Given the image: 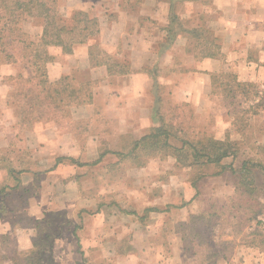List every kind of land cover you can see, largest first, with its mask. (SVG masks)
<instances>
[{
	"label": "crops",
	"instance_id": "obj_1",
	"mask_svg": "<svg viewBox=\"0 0 264 264\" xmlns=\"http://www.w3.org/2000/svg\"><path fill=\"white\" fill-rule=\"evenodd\" d=\"M85 10L90 18L98 21L99 33L91 36L87 43L75 45L71 54H66L60 48H51L52 55L57 51L56 54L61 57L56 59L54 55L55 60L47 66L51 81L76 77V88L82 83H93V101L89 107L92 106L97 112L72 115L74 120L87 121L82 131L84 143L76 147L70 143V139L75 137L73 134H62L65 142L58 144L62 149L56 150L61 154L76 153L74 157L66 155L76 161H90L93 158V165L98 169L106 168L115 162L114 159L117 160L114 164L119 162L121 157L117 154L130 153L135 142L150 135L159 126L155 112L161 104L159 96L165 101L166 96L162 92L168 95L166 101L170 106L179 108L188 105L194 107L197 113L204 108L208 116L214 107V100H219L218 96L212 94L213 75L233 73L241 82L264 81V0H86ZM173 13L188 30L204 28L206 34L213 36L214 27L220 28V54L216 57L202 55L197 40L189 34H178L171 41L169 27ZM216 36L209 38L210 46L214 39L219 40ZM93 47H99L101 51L100 57L97 54L95 57L106 63L95 64V57L92 61L90 51ZM180 66H185V70L179 69ZM16 67L14 64L2 65L0 77L18 75ZM260 86L264 88V85ZM13 101L11 88L0 85V155L10 154L0 157V240L4 235H12L14 214L23 213L39 220L49 207L46 202L49 201L47 188L39 189L36 177V137L41 134L35 131L30 130L24 135V141L29 142L26 148L33 154L26 165L30 171L25 174L28 178L18 173L21 169L17 167L15 158L22 152L25 143L21 142L22 131L18 130L20 118ZM43 134L48 135L49 131L46 129ZM17 138L19 140L15 142ZM33 138L34 144L30 142ZM45 144L41 152L54 154L52 142L47 140ZM260 144L258 142L257 146L263 148L264 145ZM102 154L106 155L96 163ZM229 159L236 161L234 158L225 159L221 164L228 167L226 170L220 169L221 173L203 178L195 187L191 181L179 176L174 191L171 189L168 194H172L173 200L178 196L184 204L172 212L162 208L171 202V197L162 200L160 196L157 198L139 192L145 194L139 197L132 195L131 198L134 199L132 204L137 201L141 209L124 213L113 206L101 207L96 213H91L92 209H89L85 212L87 214H79L84 222L83 228L76 232L75 229L72 232L63 231L62 238L54 245V251L61 249L69 236L75 239L70 242L72 250L81 248L84 251L85 248L100 249L104 246L112 251L115 248L113 245L118 243L116 240H122L123 235L129 234L131 252L123 257L109 252L113 256L102 264H189V255L174 227L168 244L160 242L167 230L165 221L176 218L186 222L191 215L198 214L196 209L202 207L203 200L199 197L204 186L210 189V199L231 195L233 190L226 178ZM170 160L168 162L172 167L181 169L176 159L173 162ZM168 162L149 159L144 166L133 170L141 171L137 176L142 175L143 178L147 174L145 170L157 167L163 171L170 166ZM233 168H237L236 165ZM142 178H139V184ZM158 182L163 185L161 178H158ZM208 182L210 184L206 186ZM153 207H160V210L146 212ZM115 215L118 220L114 222L117 219ZM102 220L114 222L113 233L105 235L103 239ZM96 221L98 224L95 226ZM91 222H94L93 226L89 225ZM103 233L106 234L105 228ZM90 234H93L92 241ZM231 247L220 254L216 264H264V244L254 241L241 243L238 240V244ZM165 251L171 252L165 255ZM3 264L14 263L8 259Z\"/></svg>",
	"mask_w": 264,
	"mask_h": 264
},
{
	"label": "rangeland",
	"instance_id": "obj_2",
	"mask_svg": "<svg viewBox=\"0 0 264 264\" xmlns=\"http://www.w3.org/2000/svg\"><path fill=\"white\" fill-rule=\"evenodd\" d=\"M56 6L64 22L69 24L72 23L70 20L73 18L75 12L89 14V12L85 10L86 0H57ZM21 28L26 36L33 40H38L43 31L41 21L32 18H27L22 21ZM214 28L215 34L213 36L218 35L216 37L219 38L215 43L220 45L222 30L220 28ZM197 30H202L204 35L210 37V39L213 37L206 34L204 28H199ZM20 51L21 50H17V52ZM56 52L57 51H55V54L53 52V54L56 56V59H59L61 55L56 54ZM20 54L22 55V53ZM20 54L17 57L19 62L12 63L17 66L16 68L18 69L19 74L16 76L0 77V85H6L11 88L13 100L17 97L22 101H25L27 97L17 94H25L26 90L29 88L36 91H39L41 88L35 87V85H21L24 83L20 82L21 84H19L18 81L9 78H16L22 74L28 76V71L25 69L24 61H21L22 57H20ZM181 68L182 70H185L186 67L180 66L179 69ZM252 83V86L248 87V92L245 93L247 95L240 92L238 98L235 99L237 106L239 105L238 107L236 106V110L230 104L232 98L224 101L221 97H218L219 100H214V107L208 116L204 108L203 111L197 113L194 107L191 108L188 105L179 108L176 107L178 108V113H175L178 117L176 122L182 123L184 129L187 130V138H196L194 135H197L199 138H202L205 135H210L215 136L217 139H228L233 141L236 144L239 154L236 157V161L229 159L230 167L233 168V165H236L237 168H234L235 171H240L242 163L248 161L250 167L252 166L251 168H253L252 175L250 176L253 184H246L245 181H243L244 184H242L241 175L233 173L232 170L229 169V174H227L226 178L229 181L233 193L224 198L210 199L211 194L209 187H202L203 190L199 197L203 200L202 207L201 209H196L198 214H193L190 217H200L212 206L217 207L218 212L220 213L210 219L196 221V229L204 233V238L194 237L193 234H190V228L194 225L186 226L189 224L187 223L188 220L186 222H180L176 218H170L169 221H165L167 230L160 238L161 243L168 244V237L173 236V227L175 228L178 237L181 238L183 233L187 230V240L186 243L182 241V246L184 247L186 245L190 248V251L187 252L191 260V262L189 261V264L212 263L209 258L205 260L208 247L213 252H217V257L214 259L216 262V259L220 257V254H222L225 249L229 247L232 248L231 246L238 244V240H240L241 243L252 241L261 243L262 241L261 237L258 236L256 238L253 233L259 231L262 235L264 234V208L263 212L258 214L255 220L248 224L245 222V220L252 215L253 211L247 208L248 205L246 203L249 202L254 208L257 207V210L261 209V207L259 205L256 206V202L260 203V205H264V171L258 167H264V146L263 148L257 146L258 142L264 145V105H257L259 97H264V88L260 86L264 85V81ZM75 84L77 83L75 82ZM67 86L69 87L67 88ZM77 86L78 85H55V87L61 90V97L64 100V103L69 105V107H65L63 102L59 103V106H53L49 104L50 101L46 100L44 103L42 102L41 106L32 109V111L34 110L33 113L26 117V120L40 118L39 121H35V126L33 128H28V124L21 126L18 125V130L22 131L23 136L21 137V142L25 143V146L24 144L22 145V152L17 154L15 158L18 161L17 167L21 169L19 170L20 172H17L23 174V178L25 177V179L28 178L25 174L28 172L30 173L28 170L29 166L26 167V165H28L29 157L31 156L33 158V154L29 153L28 147L26 148V145H28L29 142L24 141L25 132L31 130L41 134L39 137H36L38 141V152L35 155L38 163V174H36V177L38 179L39 189H43L44 187L47 188V198L49 200L46 201L48 202L47 205H49V207L45 211L44 217H41L39 220L31 218L28 215L26 216L23 213L14 214L12 219V235L7 236L6 242H3L2 238L0 240V243H2L0 246L1 254L17 258V261L20 264L26 263L24 260L25 257L22 254L24 251L28 250V248L30 249L32 247L35 239L39 238V236H37L38 232L41 230L49 233L53 230L54 232V229L56 231L59 228V225L62 226V231L68 230L69 232H72L75 229L76 232V230L81 227L83 228L84 226V222L83 220H80L81 217L79 214H87L85 212L89 209H92L90 210L91 213L92 211L96 213L101 207L117 206L120 211L122 210L124 213H129V211L132 212L133 209L142 208L137 201H135V204H132L134 201V199L131 198L132 195L139 197L146 193L156 196L157 198L160 196L162 200L165 197H171V202L162 208L172 212L184 204V201L182 199L180 200L178 196L173 200L172 194H168L171 192V189L174 191V186H177L175 183H178V177L182 176V178L187 181H191L203 171L199 167L195 169H182V167L181 169L177 167L174 168L171 166V163L168 162L169 159L174 161V158L168 157L163 161H167L170 166H166V169L163 171L157 167L151 170H145V173L147 174H144L142 178V175L137 176L141 171L137 172L136 170H133L135 164L131 160H120L114 164L117 161L114 159L115 162L107 165L106 168L98 169L93 165V158L90 161H76L74 158H71L76 156V153H67L71 155L70 158L66 156L67 154L57 153V149H62V146L60 147L58 144L65 142L62 134H73L75 137L70 139V143L75 144L76 147H81L84 143L82 131L85 130L84 128L87 121L74 120L72 115L79 112H83L81 114L85 115L97 112L92 106L89 107V105L86 104H76L77 102L86 101L88 94L93 90V87L83 85L78 97H70V93L74 89L73 87ZM162 95L166 96V98L168 97L166 92H162ZM44 96V94L39 95L40 101L43 100ZM166 98H164L165 101L161 104V110L165 111L166 114L170 116L172 113L167 112H172V109L175 107L172 108L169 102L166 101ZM166 102H168V104ZM225 103L227 107L225 106ZM13 105L16 106L18 104L13 101ZM80 122H82V124ZM227 123L229 125H227ZM46 129L49 131L48 135L43 134ZM18 140L19 138H17L15 142ZM47 140L50 143L52 142L54 154H45L41 152V149L45 148V141ZM30 142L34 144V138L31 139ZM174 143L176 144L177 142L175 141ZM70 150H72V147H70ZM7 156H10V154L0 155V157ZM51 156L52 161H50ZM172 160L170 161L173 162ZM211 171H214V169ZM139 178L143 179L141 184H139ZM158 178H161L163 185H161V182H158ZM41 183L42 185H40ZM209 184V182L206 183V186ZM236 188L239 189H237V194L235 193ZM139 192L145 193L143 194ZM45 195L46 194L43 191V196ZM25 197V199H27L28 195ZM237 203H242L243 205L240 207ZM25 204L28 205L29 203ZM3 206L4 204H2V207ZM221 207H225L224 211L221 210ZM155 209L160 210V207ZM115 217L117 216L115 215ZM190 219L191 218H189V220ZM117 220L118 217L113 221L115 222ZM37 222H41L40 230L36 228L38 225ZM114 222L108 221L106 223L102 220L100 225H103L106 231V234H104L103 228L102 239L105 235L113 233L114 227L112 223ZM93 223L94 222H91L89 225L93 226ZM97 224L96 221L95 226ZM182 224H185V226H182ZM109 227L111 228V231L109 230ZM241 229L242 232H240ZM115 236L117 237L118 234L115 233ZM89 238L92 241L93 234H90ZM71 241H75V239L74 237L69 236L68 240L63 242L61 249L58 248V251H54L56 264H102L106 262L107 258L109 259L113 256L109 255V252L114 253L116 257H123L126 254H129L131 247V235L129 234L123 235L122 240H116L118 243L115 242L117 244L113 245L115 248L111 249L112 251L109 250V247L104 246L100 249H94L91 247L89 249L85 248L84 251H82L81 248H75L72 250L70 248ZM167 252L170 253L171 251ZM167 252L165 251L164 254L167 255ZM195 252H197V254H195Z\"/></svg>",
	"mask_w": 264,
	"mask_h": 264
},
{
	"label": "trees",
	"instance_id": "obj_3",
	"mask_svg": "<svg viewBox=\"0 0 264 264\" xmlns=\"http://www.w3.org/2000/svg\"><path fill=\"white\" fill-rule=\"evenodd\" d=\"M57 0H0V67L4 64H12L19 62L18 55L22 57L21 61L25 63V69L28 71V76L19 75L16 78L9 77L11 80L18 81L21 85H35L40 87L39 91L34 89L26 90V93H20L27 97L25 101L17 98L14 102L16 105L17 114L20 118L19 125L28 124V128L35 126V121H39L40 118H33L26 120L27 116L33 113L32 109L39 107L46 100L50 101V105L59 106V103L63 102L65 107H69L64 103L61 97V90L55 85H77L76 77H66L58 81H51L48 76V65L55 60V56L51 54V48H60L66 54L73 52V47L77 44L87 43L91 36L97 35L100 31L99 23L96 19L90 18L89 14L75 12L71 24L65 23L59 14L56 6ZM27 18L40 20L42 23V34L38 40L29 39L21 28V23ZM189 34L197 40L198 48L202 49V55L217 56L220 54V46L216 44V39L210 46L209 38L204 35L202 30H188L184 27V23L177 17L175 13L171 16V26L169 27V37L171 41H174L178 34ZM207 43V44H206ZM200 49V50H201ZM206 49V50H205ZM17 50H21L17 52ZM92 61L97 54L100 57L99 47H93L90 51ZM97 59L95 64H103L105 61ZM94 63V62H93ZM21 82V83H20ZM213 91L214 96L221 97L224 101L232 98L230 102L231 106L236 110V100L238 94L242 92L244 95L248 92V87L253 83L239 81L237 75L233 73L227 74H215L213 75ZM80 88L73 87L70 97H78L81 93V87L83 85H89L92 87L93 83L86 82L80 84ZM69 86H67L68 88ZM72 87V86H71ZM45 95L43 100L40 101L39 95ZM16 95V94H15ZM93 101L92 90L88 94V98L84 102H77L76 104L89 105ZM159 102L162 104L163 100L159 96ZM161 104L158 110L155 112V118L159 123V126L151 132L150 135L145 136L138 142H135L132 150L128 154H117L121 157L122 161L131 160L134 162L135 167H142L149 159H161L165 160L168 157L176 159L178 165L184 169L201 168L202 173L195 176L191 183L196 186V183L203 178L214 174L221 173L220 169L226 170L228 167L221 163L227 158H234L238 156L239 152L236 144L228 139H217L215 136L205 135L199 138L194 135L193 139L187 138V130L184 129L182 123L176 122L178 117L175 113H178V108H173L172 115L168 116L165 111L161 110ZM258 106L264 105V97H259ZM225 106L227 107L226 103ZM237 106V107H236ZM82 124V122H80ZM79 123V124H80ZM177 142L176 145L174 142ZM116 154V153H115ZM106 154H102L99 160L100 162ZM252 167V166H251ZM248 161H244L240 171H235L234 168L229 167L233 173H238L242 177L246 184H253L251 180L252 169ZM254 167V164H253ZM264 171V167L260 166ZM214 169V171H211ZM205 170V171H204ZM219 170V171H218ZM218 171V172H217ZM249 177V178H248ZM250 182V183H249ZM237 189L235 193L237 194ZM239 190V189H238ZM240 207L242 203H237ZM247 208L253 210L252 215L248 217L246 224L256 219L258 214L263 212L264 205L256 202V206L259 205L261 209H256L249 202L246 203ZM225 207H221L224 211ZM155 208L147 209L146 212H154ZM85 212V211H82ZM81 212V213H82ZM220 214L217 207L212 206L208 211H205L200 217H191L186 226H191L190 234L194 237L204 238L203 232L197 230L196 221H204L210 219L213 216ZM207 215V216H206ZM36 228L40 230L41 222H37ZM47 225V224H46ZM185 226V224H182ZM62 226L54 232L49 233L47 231H40L37 233L38 239L33 241L32 247L23 252L25 264H56L54 258V245L56 241L62 236ZM242 232V229L240 230ZM52 233V234H51ZM54 234V235H53ZM187 230L182 235V241L186 243ZM253 235L257 238L261 237L260 244H264V234L259 231H255ZM254 237V238H255ZM7 236L2 237L3 242H6ZM2 244V243H1ZM186 252L190 251V248L184 246ZM131 252V251H130ZM197 254V252H195ZM194 254V255H195ZM217 257V252H213L211 249H207L205 260L209 258L212 263L216 264L214 259ZM10 259L14 264H20L15 257H9L1 254L0 251V264H3L5 260Z\"/></svg>",
	"mask_w": 264,
	"mask_h": 264
}]
</instances>
